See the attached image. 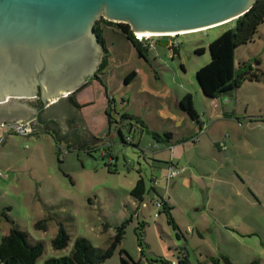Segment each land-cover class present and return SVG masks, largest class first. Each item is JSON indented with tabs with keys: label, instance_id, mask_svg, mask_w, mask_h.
<instances>
[{
	"label": "rangeland",
	"instance_id": "1",
	"mask_svg": "<svg viewBox=\"0 0 264 264\" xmlns=\"http://www.w3.org/2000/svg\"><path fill=\"white\" fill-rule=\"evenodd\" d=\"M231 25L226 22L172 36L178 40L175 50L158 42L167 43L169 37H156L157 43L147 50V56L139 55L122 31L104 30L110 55L107 67L86 83L85 100L76 103L87 130L107 138L108 148L94 147L93 143L78 146L43 128L32 127L28 134L2 128L0 236L13 226L25 231L30 243H42L43 251L33 263L42 264L49 257L71 253L78 237L87 240L91 253H98L124 224L120 243L100 264H120L121 249L138 264H170L182 255H187L191 264H264V21L253 40L237 46L234 52L235 70L243 63L257 67L259 80H245L235 90L210 98L203 95L195 76L210 60L209 42ZM100 26L108 27L103 22ZM197 48L203 50L196 52ZM131 71L135 75L126 82ZM186 92L205 118V126L228 135L233 129L235 141L233 138L220 153L207 144L201 150L207 155L204 160L189 151L198 171H190L181 162L178 166L187 170L167 179V159H153L154 154L167 153L165 142L155 141L150 132L170 130L174 139L193 133L196 121L177 103V97ZM107 96L115 99L117 110L133 111L152 127L143 132L137 145L139 132L128 130L127 119L120 123L121 133L132 135L133 143L122 142L114 122L109 123ZM117 110L112 113L120 119ZM223 110L230 118H222ZM196 134L198 129L192 136ZM153 142L157 148L142 151ZM187 142L194 144L190 139ZM139 175L146 185L143 201L131 195ZM151 177L156 178L155 183ZM153 197L169 198L176 228L167 222L162 210L154 216ZM39 220H45L44 228L35 226ZM60 224L68 240L56 249L51 240Z\"/></svg>",
	"mask_w": 264,
	"mask_h": 264
},
{
	"label": "water",
	"instance_id": "2",
	"mask_svg": "<svg viewBox=\"0 0 264 264\" xmlns=\"http://www.w3.org/2000/svg\"><path fill=\"white\" fill-rule=\"evenodd\" d=\"M255 1L0 0V114H6L0 121L32 124L36 109L29 98L38 95L49 106L87 83L103 55L94 31L100 18L127 24L133 33L178 35L234 20ZM53 117L58 121L35 125L79 146L108 140L87 130L78 109L79 122L62 113L46 118Z\"/></svg>",
	"mask_w": 264,
	"mask_h": 264
},
{
	"label": "trees",
	"instance_id": "3",
	"mask_svg": "<svg viewBox=\"0 0 264 264\" xmlns=\"http://www.w3.org/2000/svg\"><path fill=\"white\" fill-rule=\"evenodd\" d=\"M264 21V0H256L242 15L229 22L232 25L223 30L216 38L208 44V50L210 54V60L208 63L202 65L196 70L195 76L199 84L200 90L204 96L213 98L221 94L227 93L231 90H235L245 80H259L261 73L257 67H253L249 64L243 63L238 71L234 66V52L235 48L241 44H245L252 41L257 31L258 25ZM106 23L110 25H118L123 28L126 37L136 47L139 55H146L147 50L141 48L133 34L131 33L127 24L114 23L103 18L96 20L94 24V30L103 44V55L95 77L98 78V74L103 72L108 64V51L105 48L104 37L102 36V30L100 23ZM159 43L167 44L163 40H158ZM175 50V48H173ZM203 48H197L196 52H200ZM174 53V51H173ZM135 75V71H131L125 81L130 82ZM113 103V105H112ZM180 108L194 121L199 122V116L193 106L192 96L189 92H186L178 101ZM112 110H115V104L113 98H107L106 114L110 122L115 123V128L121 136L122 142H127L126 137H131V142H134L132 135L124 137L121 133L120 123H123V119L128 120V130L131 131L130 125H135L138 132H149L146 125L142 120L130 116L127 114H121V118L117 119ZM119 124V125H118ZM133 131V130H132ZM152 138L155 141L166 142L171 138L170 132L163 134L155 131L150 132ZM139 134V133H138ZM142 136V135H141ZM138 139L137 141H139ZM136 141V142H137ZM128 142V143H131ZM137 145V144H136ZM109 156L113 157L109 154ZM152 179V177H151ZM151 181V180H150ZM146 192V185L142 176L139 175L131 190V195L140 201H143V195ZM171 206L165 201L162 207V211L167 215V222L171 224L173 228H176L171 213ZM160 210V212H161ZM36 227H45V220H39L35 222ZM124 232V224L117 227L116 234L114 235L111 243L104 250L95 252V254L89 251V245L87 240L78 237L75 239L74 248L69 254H64L59 257H49L42 264H100L105 258L109 257L117 245L120 243ZM178 236V233H176ZM140 241V238H138ZM68 235L65 232L63 226L60 224L57 229L56 235L52 238L51 244L56 249H61L67 244ZM43 251V245L41 242L30 243L28 241L27 233L17 226L10 227L6 234L0 236V264H33L37 257L41 255ZM124 253V255H122ZM120 264H138L134 261L130 255L124 250L120 251ZM171 264V263H170ZM175 264H191L187 255L177 256Z\"/></svg>",
	"mask_w": 264,
	"mask_h": 264
},
{
	"label": "crops",
	"instance_id": "4",
	"mask_svg": "<svg viewBox=\"0 0 264 264\" xmlns=\"http://www.w3.org/2000/svg\"><path fill=\"white\" fill-rule=\"evenodd\" d=\"M146 56H147V52H146ZM108 57H110V55H108ZM84 90H86V89H82V90H80L79 92H77V94H75V101L78 103V101L79 102H81L82 100H85L84 99V96L85 95H83L84 94ZM108 97V96H107ZM181 97H177V103H178V101H179V99H180ZM113 101H114V104H115V109L117 110V104H116V102H115V99H113ZM124 106H126V104L124 105ZM124 106H122L123 108H125ZM193 106H194V108H195V110H196V112L198 113V116H199V122L200 123H198V122H195V124H196V127L195 126H192L193 127V133L198 129V134L200 133H203V134H201L199 137H198V134H196L195 136H194V138H197V139H192V134L193 133H191V134H189V135H183V136H181L180 138H178V139H174V134L169 130V131H167V132H170L171 133V138L168 140V141H166L165 143H164V145H165V147L166 148H164V150L165 151H167V153H165V155H162V156H159L158 155V157L160 158V159H158V157H156V155L154 154L153 155V159L156 161V162H158V160H161L162 158H166L167 159V161H168V159H172L173 160V162L174 163H176V164H179V163H181V162H183V164H185V166H188L189 167V170L190 171H192V172H194V169L195 170H197L198 171V168H197V165L194 163V161H195V159L190 155V154H188V152L189 151H193L194 153H196L194 156H196L198 159H200V160H204L205 159V156H207V155H205L206 153H205V151H201V150H205V146H207V144H212L214 147H216V150H218V152L220 153V151H224V150H226L227 149V145H228V143L229 142H231V141H233V138H234V141H235V135H234V133H233V129H231V131H232V133H231V135H228L227 133H225V134H223V133H220V132H218V133H216L215 131H214V129L212 128V126L210 125H208L209 126V128H208V126L206 127L205 126V122H204V119L205 118H203L201 115H200V113H199V111L197 110V107H196V105H195V101L193 100ZM117 112L121 115V114H127V115H130V116H134V117H136V118H138V119H140V120H142V122L146 125V128L148 129V130H152L151 128L152 127H150L149 125H148V123L145 121V120H143L141 117H139V115L138 114H136V113H133V111H123V110H121V111H119V110H117ZM223 112V117L222 118H230V113L228 112V111H226V110H223L222 111ZM205 114V110L203 111V115ZM216 113H214V115H215ZM226 115V116H225ZM218 118H220V117H218ZM192 120V119H191ZM3 121H0V133H1V131H2V128H4L5 126H3L1 123H2ZM6 122V121H5ZM115 124V123H114ZM119 125V124H118ZM32 127L34 128V127H37L38 129H45V130H50V129H48V128H46V127H43V126H40V125H32ZM130 127L132 128V130H138L137 128H136V126L135 125H130ZM115 130H116V128H115ZM131 130V131H132ZM209 130V131H208ZM53 134H55L52 130H50ZM205 132H206V134H205ZM93 133V135L94 136H96L95 135V132H92ZM143 133H140L139 132V138H140V140H141V138H142V135ZM55 136H56V134H55ZM188 136H190L189 138H188ZM57 137V136H56ZM97 137V136H96ZM228 137V138H227ZM98 138H100V137H98ZM190 139V141L192 142V143H194V144H191V145H189L188 144V140ZM60 140V139H59ZM140 140L139 141H137V142H135V144H138L139 142H140ZM4 141V140H3ZM104 142V143H103ZM207 142V143H206ZM131 143H133V142H131ZM6 144V143H5ZM5 144H4V146H5ZM98 144V146H96ZM93 145H95L94 147H99V146H107L106 148H108V144H106V141L105 140H102V141H100V142H97V143H93ZM79 146V145H78ZM189 146H193L194 147V149L193 148H191V147H189ZM8 150V149H7ZM6 149H4L3 151L5 152V151H7ZM209 152H210V150H209ZM106 153H108V155L110 154V150H107V152ZM211 153L214 155L213 157L215 158V159H219L218 157H220V155L217 153V152H215L214 150L212 151L211 150ZM102 155H105L104 153L102 154ZM229 154L227 153L226 154V156H228ZM111 159V158H110ZM2 166V165H1ZM7 166H9V165H7ZM184 166V169H183V171L179 174V175H181L182 173H184L187 169H186V167ZM204 170H205V167L203 168ZM5 170V169H4ZM207 174V172H205L204 171V176L203 177H205V175ZM191 175V174H190ZM197 175V174H196ZM199 175H201L200 173H199ZM4 178V179H3ZM3 178H1V179H3V180H7L6 179V177H3ZM215 179V178H214ZM36 183V182H35ZM36 184H38V183H36ZM210 190V187H208V191ZM167 199L169 200V198L167 197ZM167 200V203H168V205H170L171 206V208H170V210L169 211H171V209H172V205H171V202L170 201H168ZM177 226H178V224H177ZM197 231V233L201 236V233H200V231L197 229L196 230Z\"/></svg>",
	"mask_w": 264,
	"mask_h": 264
},
{
	"label": "built area",
	"instance_id": "5",
	"mask_svg": "<svg viewBox=\"0 0 264 264\" xmlns=\"http://www.w3.org/2000/svg\"><path fill=\"white\" fill-rule=\"evenodd\" d=\"M134 38L137 42V44L146 50H150L152 48L155 47L156 43H157V39L156 37H159V35H146L143 33H133ZM162 36H167L169 37V42H167V46L171 49L176 48L178 45V40L175 37L174 34H169V35H162ZM113 105V103H112ZM3 126L8 127L9 129H11V131H16L17 133L20 134H28L31 130H32V125L28 124V125H23V124H18V123H9V122H2L1 123ZM192 139H197L192 137ZM126 141L127 142H131V137L128 136L126 137ZM158 144L156 142H153L152 144H147L145 146L144 149H142V151L147 150L148 148H157ZM110 158L112 159L113 157L110 156ZM184 169L183 166H178V164L174 163L173 160L170 158L168 160V175H167V179L173 178L175 176H177L178 174H180V172H182ZM156 182V178L152 177L151 179V183H155ZM167 202V199H165L164 197H160V198H156L153 197L152 199V203L154 205V216H158L160 210L163 207L164 202ZM171 264H175L174 261L171 262Z\"/></svg>",
	"mask_w": 264,
	"mask_h": 264
},
{
	"label": "flooded vegetation",
	"instance_id": "6",
	"mask_svg": "<svg viewBox=\"0 0 264 264\" xmlns=\"http://www.w3.org/2000/svg\"><path fill=\"white\" fill-rule=\"evenodd\" d=\"M107 26L108 27H106V28L100 26V28L102 30V36H103L104 30H106V29H118V30L122 31L125 34V32L123 31V28L118 26V25H112V26H114V28L110 27V24H107ZM115 26H116V28H115ZM129 29H130V27H129ZM131 33L133 34L132 31H131ZM94 74L91 77L88 78L87 82L90 79L92 80V78H96ZM85 86H86V84L80 90L85 88ZM80 90H78L77 92H79ZM77 92L69 94L66 97H63V98L59 99L58 101H56L54 103H51L49 106H44L42 104L40 98L38 97V95L34 96L32 98H29V100H31L32 106L36 109V112L35 113L33 112V116L31 117L32 118L31 119L32 120V124L35 125L37 123H39V124L45 123L44 124V126H45L46 123H49L50 121H56V120L58 121V119H54V117L50 118L51 120H49V119L47 120L46 117H48V114L56 115V114H60V113H62L65 116H67L66 117V121L67 122H69L70 120L73 121V122H77V121L79 122V120H76V117H75L77 115V108H78V105H77V103L75 101V94H77ZM0 115L3 116V117L4 116L6 117V114H0ZM9 115L11 117L15 118V119L18 116H20L18 112H13V113H11Z\"/></svg>",
	"mask_w": 264,
	"mask_h": 264
},
{
	"label": "bare ground",
	"instance_id": "7",
	"mask_svg": "<svg viewBox=\"0 0 264 264\" xmlns=\"http://www.w3.org/2000/svg\"><path fill=\"white\" fill-rule=\"evenodd\" d=\"M145 34H146V35H149L148 33H145ZM170 34H174V33L171 32Z\"/></svg>",
	"mask_w": 264,
	"mask_h": 264
},
{
	"label": "clouds",
	"instance_id": "8",
	"mask_svg": "<svg viewBox=\"0 0 264 264\" xmlns=\"http://www.w3.org/2000/svg\"><path fill=\"white\" fill-rule=\"evenodd\" d=\"M4 122V121H3ZM194 137V136H193ZM171 263V262H170Z\"/></svg>",
	"mask_w": 264,
	"mask_h": 264
}]
</instances>
